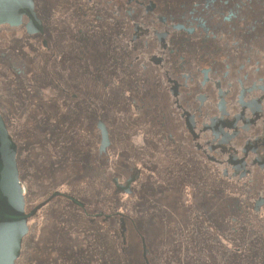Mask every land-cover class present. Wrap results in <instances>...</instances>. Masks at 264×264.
<instances>
[{"label": "flooded vegetation", "instance_id": "obj_1", "mask_svg": "<svg viewBox=\"0 0 264 264\" xmlns=\"http://www.w3.org/2000/svg\"><path fill=\"white\" fill-rule=\"evenodd\" d=\"M0 7V116L21 186L30 177L100 191L92 204L52 191L15 264L30 219L58 197L119 236L127 261L136 237L141 264L155 247L161 264L180 247L189 264H212L213 247L219 264H264V0Z\"/></svg>", "mask_w": 264, "mask_h": 264}, {"label": "rangeland", "instance_id": "obj_2", "mask_svg": "<svg viewBox=\"0 0 264 264\" xmlns=\"http://www.w3.org/2000/svg\"><path fill=\"white\" fill-rule=\"evenodd\" d=\"M50 176H62V169L55 167ZM22 181L24 192L26 186L29 188L28 204L31 207L48 198L52 191L59 188L73 192L80 199L84 196L85 199L82 200L87 204L96 201L99 196L97 193L100 192L89 185L90 189L84 195L85 185L77 180L71 182L69 180V183L68 180H32L29 177ZM104 196L101 195L103 198ZM117 209L129 214L127 208L119 206ZM82 213L75 205H69L63 197L50 201L39 211L38 216L30 219H34L36 228L31 234L33 240H27L23 248L20 264H118V252L121 251L120 237L118 236L116 240L101 222H96V225L88 224V219L84 218ZM116 227L120 229L118 224ZM138 242L139 240L134 237V249L130 254L129 264H141L136 262L142 251ZM125 250L129 254V247ZM158 251L156 247L152 249V264L162 263L160 254V259L158 256L154 258ZM188 251L190 249L185 247L173 248L168 251L170 258L167 259L170 261L166 264H189V256L186 255ZM229 255L231 257V254ZM239 255L240 253L232 258L226 255L227 261L234 262V258ZM208 257L210 262L213 261L212 264H219V249L208 248ZM236 261L240 263L239 260Z\"/></svg>", "mask_w": 264, "mask_h": 264}, {"label": "water", "instance_id": "obj_3", "mask_svg": "<svg viewBox=\"0 0 264 264\" xmlns=\"http://www.w3.org/2000/svg\"><path fill=\"white\" fill-rule=\"evenodd\" d=\"M0 7V23L4 22ZM16 144L9 134L5 122L0 116V264H15L19 258L23 237L28 231L27 220L57 193L37 204L28 213L25 212L24 194L15 159ZM75 205H82L69 197ZM122 241L125 242L123 231ZM145 250L142 249L144 256Z\"/></svg>", "mask_w": 264, "mask_h": 264}, {"label": "trees", "instance_id": "obj_4", "mask_svg": "<svg viewBox=\"0 0 264 264\" xmlns=\"http://www.w3.org/2000/svg\"><path fill=\"white\" fill-rule=\"evenodd\" d=\"M118 264H129V260H126V257L123 256L120 252H118V259H117Z\"/></svg>", "mask_w": 264, "mask_h": 264}]
</instances>
